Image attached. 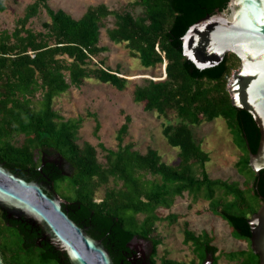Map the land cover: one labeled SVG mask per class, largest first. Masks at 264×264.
<instances>
[{
  "label": "trees",
  "instance_id": "obj_1",
  "mask_svg": "<svg viewBox=\"0 0 264 264\" xmlns=\"http://www.w3.org/2000/svg\"><path fill=\"white\" fill-rule=\"evenodd\" d=\"M137 1L143 7L141 17L111 11L101 4L88 7L75 19L63 10H52L47 0H33L13 31L0 33V163L28 181H42L54 192L56 185L66 183L69 196L64 197L63 209L88 235L101 240L114 264L125 259L129 251L127 244L133 237L150 241L151 257L155 256L159 242L150 237L154 223L160 220L155 211L169 209L174 198L183 192L208 200L209 207L213 206L216 214L229 225L234 237L249 245L247 214L255 213L264 198V169L257 174L253 172L251 180L250 191L258 201L256 209L242 213L220 209L214 202V189L223 188L225 196L231 194L234 200L227 207L238 208L243 207L242 191L208 177L205 163L209 155L201 149L190 129L218 117L232 122L244 144V164L250 167L248 156L256 152L260 132L251 114L231 105L226 86L231 65L239 64V60L234 54L225 55L216 66L198 69L182 55L181 38L188 28L216 9L226 10L230 0ZM40 9L48 21L37 32L26 25ZM4 10V2L0 0V12ZM107 16L114 18L109 39L114 43L125 42L143 68L165 62L164 79L136 85L133 101L143 103L145 110L155 111L158 116L176 115L178 123L164 124L162 134L170 147L178 148L177 166L161 162L152 148L141 154L132 150L131 144L121 145L129 117L118 130L116 150L98 144L105 152V163L100 164L93 146L87 142L82 146L76 143L79 120H65L52 109L56 95L70 86L79 87L86 79H95L120 91L125 88V78L92 60L105 51L98 46V41L101 20ZM37 92H40L36 101L38 109L33 106ZM94 119L95 131H98L99 123ZM19 135L24 137L23 143L16 145L13 138ZM43 162L45 165H41ZM192 164H197V174L192 173ZM145 175L151 179L144 178ZM109 178L120 182V187L107 191L96 202L95 188ZM138 214L143 215L141 221L135 218ZM167 217L170 222L177 218L176 214ZM0 222L3 264H68L66 255L51 244L45 231L36 224L8 218L1 209ZM183 235L184 242L193 245L200 260L217 252L205 232L195 235L184 228ZM246 251L229 253V260L258 264V257L250 247L247 256L252 262L244 257Z\"/></svg>",
  "mask_w": 264,
  "mask_h": 264
},
{
  "label": "rangeland",
  "instance_id": "obj_2",
  "mask_svg": "<svg viewBox=\"0 0 264 264\" xmlns=\"http://www.w3.org/2000/svg\"><path fill=\"white\" fill-rule=\"evenodd\" d=\"M5 10L0 12V33L2 31L12 32L18 20L23 17L27 6L33 0H3ZM52 10H63L73 18H80L90 6L105 5L108 10L118 13H129L132 17L143 16V7L137 0H47ZM225 13L228 10H224ZM48 21L43 9L31 18L27 27L34 31H42V24ZM114 28V18L107 16L101 20L99 28L98 46L105 48L100 52L93 62L112 72H117L119 77L127 80L123 90H117L109 84L101 83L95 79H86L79 87L70 86L66 91L56 95L52 100V109L65 120H79L77 141L79 146L83 142L89 143L95 148V157L98 163H105V152L99 147L102 144L105 149L116 150L117 134L120 126L129 117L127 132L122 135L121 145H132V150L144 154L148 148L157 151L161 162L177 166L178 148L170 147L162 134L164 124H177L178 118L174 113L166 118L158 116L155 111L144 109L143 103L133 101V90L136 85H142L146 80L164 79L165 62L162 65L143 68L139 60L132 56L125 42L114 43L108 37V32ZM231 53L226 55L230 56ZM232 58V57H230ZM101 63V64H99ZM239 64L231 65V73L227 78V84L231 80L232 72ZM40 98V92L33 98L34 107L38 109L36 101ZM99 123L98 131H95V119ZM195 140L200 144L202 150L209 155L205 163V170L211 180H217L224 185L239 188L242 191L240 201L242 208L227 207L229 201L234 197L224 195L223 188L214 189V202L220 209L231 213L249 212L256 209L258 201L254 199L250 191L253 171L244 164L246 151L238 130L232 122H226L222 117L210 122L203 121L199 125L190 126ZM22 135L15 136L13 142L16 145L23 143ZM39 155H37L38 157ZM240 164L237 165V162ZM191 171L197 174V164L191 165ZM144 178L151 179L150 175ZM158 178V177H157ZM120 182L112 178L95 188L93 198L100 201L109 190H116ZM55 193L66 202L68 197L67 184L62 183L55 186ZM209 201L202 196L183 192L181 196L174 198L169 209L157 208L155 213L160 220L154 223L150 234L151 238L158 240L155 261L168 260L181 264H190L196 261L193 245L184 242L183 230L189 229L195 235L205 232L211 239V245L215 246L218 256L217 264H233L235 260H229V253L246 251L247 242L237 240L231 233L229 225L216 214V210L209 207ZM240 205V204H239ZM169 214H176L174 222H170ZM251 215L247 214L250 218ZM136 220L141 221L142 214L136 215ZM187 225V227L185 226ZM3 225L0 222V228ZM3 241V239H1ZM205 240V237H202ZM150 242V241H149ZM245 253L244 257L250 262L253 259Z\"/></svg>",
  "mask_w": 264,
  "mask_h": 264
},
{
  "label": "water",
  "instance_id": "obj_3",
  "mask_svg": "<svg viewBox=\"0 0 264 264\" xmlns=\"http://www.w3.org/2000/svg\"><path fill=\"white\" fill-rule=\"evenodd\" d=\"M227 10L216 9L191 25L181 38L182 55L198 69L216 66L228 53L238 58L227 91L231 105L251 114L259 129L258 148L248 156L257 174L264 169V0H230ZM50 190L0 163V209L8 218L39 226L68 264H113L101 240L73 222L62 207L66 202ZM248 225L249 247L264 264V198Z\"/></svg>",
  "mask_w": 264,
  "mask_h": 264
},
{
  "label": "flooded vegetation",
  "instance_id": "obj_4",
  "mask_svg": "<svg viewBox=\"0 0 264 264\" xmlns=\"http://www.w3.org/2000/svg\"><path fill=\"white\" fill-rule=\"evenodd\" d=\"M41 165H45V163L43 162ZM35 182L42 184V186L46 189H48V187H50V189H51L50 193L54 192V191H52L51 186L44 184L42 181H35ZM127 245H128L129 251L126 253L125 259L119 261V264H156L155 256L151 257L152 256V254H151V243L149 241L145 240L144 238L133 237L130 240V242H128ZM133 245H135V246H133ZM57 250H59V249H57ZM215 257H217V260H218L217 255L214 254V256H212L211 254H207L203 260H200L199 257L196 255V261H192L190 264H217V261H215ZM110 258L114 264V261H113V258L111 257V255H110ZM65 259H67V258H65ZM65 259H61L62 262ZM163 261H160L159 264H164ZM238 261H239V259L238 260L235 259V261H232V262H234L233 264H238Z\"/></svg>",
  "mask_w": 264,
  "mask_h": 264
},
{
  "label": "built area",
  "instance_id": "obj_5",
  "mask_svg": "<svg viewBox=\"0 0 264 264\" xmlns=\"http://www.w3.org/2000/svg\"><path fill=\"white\" fill-rule=\"evenodd\" d=\"M230 82V81H229Z\"/></svg>",
  "mask_w": 264,
  "mask_h": 264
}]
</instances>
